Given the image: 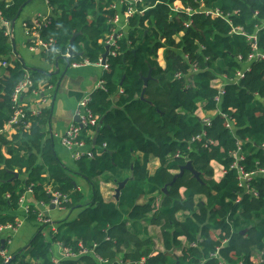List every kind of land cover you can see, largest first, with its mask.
Wrapping results in <instances>:
<instances>
[{
  "label": "trees",
  "instance_id": "16d2710c",
  "mask_svg": "<svg viewBox=\"0 0 264 264\" xmlns=\"http://www.w3.org/2000/svg\"><path fill=\"white\" fill-rule=\"evenodd\" d=\"M29 1L0 0V12L11 27ZM47 1L58 13L41 30L45 43L55 42L46 51L49 65L55 67L56 61L98 65L109 37H117V47H111L107 58L104 88L92 93L89 104L100 128L96 145L95 137L88 140L93 158H82L70 170L46 132L52 111L44 109L34 116L31 91L21 101L26 104V120L9 126L16 106L13 94L28 71L34 88L40 83L55 88L57 79L29 70L14 52L6 28L0 27V60L11 64L0 69V226L16 224L22 215L20 201L32 191L34 205L26 220L37 227L28 247L11 262L21 261L28 253L36 264H54L52 248L59 243L77 255L62 264H99L95 255L106 264H254L252 258L264 252V176L251 183L258 196L247 194L240 186L234 154L241 148L243 160L238 165L246 173L264 168V61L248 60L252 54L249 37L257 36L264 54V0H143L129 19L127 31L120 34L114 23L120 15L117 0ZM176 2L193 13L174 11ZM202 7L220 9L227 18H212ZM126 11L124 5L121 15ZM237 28L245 34L234 32ZM75 35H79L75 55L66 58ZM162 49L164 69L158 63ZM247 68L237 81V74ZM150 73L152 80L145 87L142 77ZM179 73L185 76L176 79ZM219 79L226 82L220 102L213 85ZM201 104L206 111H220L206 128L207 139L216 142L209 149L191 142L205 129L194 116ZM23 121L30 124L29 129ZM232 121L234 125L228 128ZM8 129L16 132L11 139ZM83 134L87 137V131ZM155 159L161 166L150 176L149 165ZM189 162L201 178L186 172L173 184L176 175L171 171L180 172ZM212 162L225 171L219 182L213 179ZM107 175L116 180L117 188L133 176L118 201H106L101 194L97 180ZM72 176L89 184L90 203H84L85 196ZM50 191L68 196L63 206L68 214L82 208L83 212L74 220L67 214L56 221V233L47 238L44 230L54 223L41 225L37 219L41 204H51ZM156 193L164 197V203L154 213L153 200H141ZM201 197L206 201L197 203ZM181 211L191 214L184 222L177 218ZM144 221L162 227L164 252L141 226ZM2 241L0 235V249ZM86 250L88 254H81ZM0 264H5L1 255Z\"/></svg>",
  "mask_w": 264,
  "mask_h": 264
},
{
  "label": "crops",
  "instance_id": "0c3cea01",
  "mask_svg": "<svg viewBox=\"0 0 264 264\" xmlns=\"http://www.w3.org/2000/svg\"><path fill=\"white\" fill-rule=\"evenodd\" d=\"M7 2H11L12 0H6ZM107 1V0H105ZM118 10L121 14L122 6L118 3ZM58 13L49 5L47 0H35L30 5L24 8L19 20L16 23L14 29V43H12L14 52L16 51L17 56L19 59H22L26 67L30 70H40L41 72L49 73V71L54 72L55 67L53 65H49L46 63V51H43L42 48H38L34 41L27 38L25 35V30L23 28L24 23L34 27L37 22L40 20L43 21L45 19L52 20L57 19ZM122 16V15H121ZM121 26L118 30H121V33H124L128 29V24L125 20L121 19ZM158 63L160 67L163 69L166 67V63L164 60V50H160L158 52ZM59 64L60 67V75L57 77V84L54 89V94L52 97L48 96V93L45 94L44 103L41 104L39 107L41 109H51L52 111V118L49 126L46 127V132L48 134V138H52L57 147L56 151L62 163L70 170H74L76 168V160L73 157L74 151L67 150L63 148L60 144V139L66 130L75 122L77 118V110L78 104L87 96L92 95V93L99 88L100 83L104 80L105 69L99 65H89L80 68H73L72 66L68 70L67 74L61 79V75L65 73V64ZM1 71L4 69L0 68ZM61 79V84L59 85V80ZM42 82L46 83L48 80H42ZM51 83H53L51 81ZM223 83V82H222ZM43 98V97H42ZM205 104H201L199 109L196 111L195 117L199 118H210L215 119L218 116L216 110L214 111H206ZM33 109H35V105L33 104ZM16 132L13 130H9L7 133L8 138L11 139L12 135H15ZM161 164L159 160H152L149 165V172L150 176H154L156 171L160 168ZM212 168L214 169V177L213 179L217 182L221 181L223 176L222 167L214 162L212 163ZM172 175L179 174L178 171H171ZM123 176V175H122ZM75 181V185H78L79 191H81L84 196V203L88 204L92 201V192L90 190L89 184L81 179L78 176H72ZM108 180V181H107ZM101 194L106 201L113 200L114 194L116 192V180L110 175L103 176L99 178ZM184 189L181 190V193H184ZM161 194L156 193L154 195L146 196L141 200V203L149 201L150 199L153 200L152 205L157 206L159 204V199L161 198ZM26 201L29 205H34V201L31 195L26 196ZM199 201H206L204 197L198 198L197 203ZM83 212L82 209H77L74 213H67L64 210H54L50 211L49 216L53 221V225L44 230V235L48 238L49 232L58 229V226L55 225L56 221L63 220L67 214L70 219L74 220L79 217V215ZM22 214V213H21ZM191 214L188 211H181L177 214V218L179 221L184 222L190 217ZM21 225L13 238L12 244L10 248H8V252L11 257H15L16 254H20L24 251L31 240L34 238L37 227L35 224L28 222L24 218L19 216ZM141 226L148 229L149 235L154 239L157 244L160 245V251L164 252V246L162 244V227L155 226L151 224L149 221H144L141 223ZM186 240H182V245H186ZM53 257L59 258L60 256V248L57 244L53 245L52 248ZM26 253V252H25ZM181 250L177 251V254H180ZM36 264L34 260L28 256L26 253L25 258L21 261H15L12 264Z\"/></svg>",
  "mask_w": 264,
  "mask_h": 264
},
{
  "label": "built area",
  "instance_id": "2783aa9c",
  "mask_svg": "<svg viewBox=\"0 0 264 264\" xmlns=\"http://www.w3.org/2000/svg\"><path fill=\"white\" fill-rule=\"evenodd\" d=\"M117 1H118L119 5H121L122 7L124 5L127 6V11L124 13V15L123 16H121V14L117 15L114 19V23L118 24V28H119L121 26V22H122L121 19L125 20L128 24L129 19L131 17H133L138 12V6L143 3V0H117ZM118 3H117V5H118ZM173 10L176 12L186 11L188 13H193V10L185 9L180 2H176L173 5ZM201 10L203 12L207 13V15H210L212 18H221V17L227 18L225 16V14L220 9H214L213 11H211V10H206L205 8L202 7ZM140 13H143V12H140ZM50 23H51V20L45 19L43 21L40 20L39 22H37L35 24L34 27H31V28L28 27L27 23H24V25H23L26 37L33 40L34 44L38 48H43V49H45V51H47V50L49 51L51 48L54 47V44H55V42L53 40H50L49 43H45V41L43 40V38L41 36V30L43 28H47ZM0 27H5L6 28V36L12 37V27H11L9 22L4 20L1 12H0ZM120 32H121V30L116 31V33H119V34H120ZM234 32L245 34L243 29H241V28L235 29ZM116 39H117V37H114V36L109 37L108 41L105 43L106 46H109L110 49H111V47H117L116 46ZM249 41H250V45H251V49H252V54L249 56V59H248L249 62L258 61V60L264 61V54L261 53L259 51V48H258L257 36L249 37ZM113 55H115V53H113ZM66 58H71V57L69 56V54H67ZM101 61H100V64H98L99 66H101ZM89 65H91V64H89L88 62H85L83 64H73L71 66L73 68H80V67H85V66H89ZM10 66H11V64L8 61H6V60L1 61L0 60V68L6 69L7 67H10ZM103 68L106 71L107 65ZM193 71L195 72L196 70L194 69ZM247 71H249V68H247L244 72H239L237 74V81L242 79L245 75V72H247ZM28 72L25 75V79L18 85V87L16 88V90L13 94V97H12L13 103L16 106H15V111H14V114L12 116V119L9 123V126L16 125L22 120L25 121L27 118V115L25 114V111H24L26 104L21 103L22 96L24 94L31 91L30 92L31 98L33 99L34 105H35V109H33V115L39 116V115H41L42 111L44 110V109H41L39 106L41 104L43 105V103L45 102L44 101L45 94L49 93V92H53L55 89L54 86L48 85V83H46V84L40 83V86L38 88H34V82L32 81V77ZM184 76H185L184 74L179 73L175 76V78L176 79H182ZM225 84H226L225 80H222V79L216 80L213 83L214 87L219 90V96L216 98V100L218 102H220L222 100V98L224 97V94H225L224 86H225ZM104 85H105V82L103 80L100 83L99 88H101V89L104 88ZM90 102H91V95L82 99V101L78 104V110H77V118L79 119V122L72 124L66 130V132L63 134V136L60 139V144L63 148H65L67 150H73L74 151L73 157L76 161H79L84 157L93 158V152L91 151V147L88 145V140H89V137H91V138L95 137V135H96L95 130L99 126V118L95 117L91 113V111L89 110ZM217 113L219 115L220 111H217ZM196 118L201 120L205 129H204L202 135L194 137L191 142L192 143H199L205 149H209L211 146H215L216 142L207 139L208 135H207V131H206V128L211 126L213 119L199 118V117H196ZM24 121H23V125L25 126V129H29L30 124L25 123ZM233 125H234V121L229 123L227 125V127L231 128V126H233ZM8 130H11V129H8ZM84 131H87V137H84V134H83ZM241 145H242V143L240 144V147H241ZM240 152H241V148L239 149L238 153L234 154V158L236 159V163L234 164V166L239 170L240 186L246 190L247 194L251 195L252 197L253 196L257 197L258 194L256 193L255 189L251 187V183L253 182L255 177L264 176V168L260 169L256 173H246L244 171V169L240 168L238 165V163L241 160H243L241 158ZM177 157H180V155L178 154ZM212 163H214V162H212ZM211 166H212V164H211ZM222 173L224 176L225 171L223 168H222ZM31 194H32V191L27 193V195H31ZM50 194L52 196V201H51L50 206H46L44 204H41V206H40L41 209H40V212L38 214L39 216H38L37 221L41 225H52L53 221H52L51 217L49 216V214L47 215L45 213V212L50 213V207L51 206H54L56 209L62 211V210H64V207H63L64 204L69 202L68 196L61 193V192L50 191ZM27 195L23 196L21 201H20L22 204V206H21L22 207L21 217L24 218L25 220H26V217L29 214V210L31 208L30 205L26 201ZM163 203H164V197L161 196V198L159 199V204L157 206L152 205V211L154 213H157L162 208ZM236 203L237 204L240 203V199ZM20 225H21V221H20V218H18L16 224H14V225L13 224H7V225L0 226V235L2 236L3 241H5V250H3V251L0 250V255L5 259V264H9L12 261V257L8 252V248H10L12 241H13V238L16 235ZM56 231L57 230H54L53 232L56 233ZM229 241H230V238L225 239L224 244H228ZM57 245L59 246L61 252H60L59 258H57V259L54 258V264H62L67 259H72V258L77 257V255H75L71 249H68L59 243ZM159 247L160 246H158V248ZM88 253L89 252L87 250L81 252V254H83V255H86ZM95 257L98 260L99 264L108 263L106 260H103L98 255H95ZM252 261L254 262V264H264V252L262 251V252L258 253L255 257L252 258ZM240 264H243V263H240Z\"/></svg>",
  "mask_w": 264,
  "mask_h": 264
},
{
  "label": "water",
  "instance_id": "95a60500",
  "mask_svg": "<svg viewBox=\"0 0 264 264\" xmlns=\"http://www.w3.org/2000/svg\"><path fill=\"white\" fill-rule=\"evenodd\" d=\"M33 1H35V0H30V1L27 3L26 7H27L28 5H30ZM24 8H25V7H24ZM24 8L21 9L20 14L18 15L17 19H16V20L13 22V24H12V37H11V41H12V43H14V29H15L16 23H17V21L19 20V18H20V16H21L22 12L24 11ZM78 36H79V35H75V36L73 37V39L71 40V42H70V46H69V56H70V57H73V56L75 55V52H74V43H75V40H76V38H77ZM42 50L45 51V49H43V48H42ZM15 53H16V51H15ZM16 55H17V53H16ZM109 55H110V47L107 46V47H106V52H105V53L103 54V56H102L101 67H105V66H106L107 58H108ZM20 60H21L22 63L24 64L23 60H22V59H20ZM24 65H25V64H24ZM70 67H71V65H70L69 63H67L66 68H65V73H64L63 75H61V79H63V77L67 74V72H68V70L70 69ZM29 70H30V69H29ZM38 71H40V70H38ZM42 72H43V71H42ZM43 73L48 74L49 78H52V77L57 78V77H59V75H60V67H59L58 61H56V64H55V71H54V72L49 71V73H46V72H43ZM61 79L59 80V83H58L59 85H60L61 82H62ZM142 80H143V82H144V84H145V87H147L148 84H149V82L152 80V75H151V73H150V75H149L148 77H142ZM121 85H123V82L121 83ZM144 93H145V91H144ZM144 93H143V94H144ZM75 122L78 123V122H79V119L76 118V119H75ZM100 125H101V126L103 125V121L100 122ZM99 134H100V128L98 127V129H97V131H96L95 138H94V146L96 145V141H97V138H98ZM186 172H190V173H192L197 179H200V178H201V174L198 173V172H196V171L194 170L193 166H192V163L189 162L185 167H183V168L180 170L179 174H177V175L175 176L173 184H174L179 178L183 177L184 174H185ZM14 175H15V179L18 178V174H17V173H14ZM132 179H133V176H131L129 179H127V180H125L124 182H122V183L119 184L118 188L116 189V197H115L117 201L120 199V195H121L122 190L127 186L128 182H129L130 180H132ZM164 192H165V193L168 192V187H166V188L164 189ZM54 210H56V208H55L54 206H51V207H50V211H54ZM45 213H46L47 215L49 214V212H45ZM246 233H247V231H244V232L241 233V235H245ZM0 250H1V251L5 250V241H2V246H1V249H0ZM14 259H15V257L12 258V260H14ZM9 264H12V262L9 263Z\"/></svg>",
  "mask_w": 264,
  "mask_h": 264
},
{
  "label": "rangeland",
  "instance_id": "374dc122",
  "mask_svg": "<svg viewBox=\"0 0 264 264\" xmlns=\"http://www.w3.org/2000/svg\"><path fill=\"white\" fill-rule=\"evenodd\" d=\"M53 83L55 82V81H52ZM116 197V194H114V197H113V200H114V198ZM52 232H51V229H50V232H49V234H51ZM25 256H26V254H25Z\"/></svg>",
  "mask_w": 264,
  "mask_h": 264
}]
</instances>
